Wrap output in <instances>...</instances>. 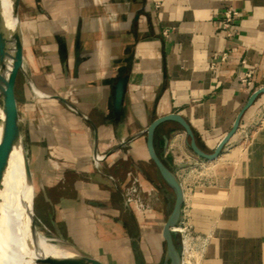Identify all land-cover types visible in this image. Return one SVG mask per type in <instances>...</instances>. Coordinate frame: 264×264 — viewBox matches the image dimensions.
<instances>
[{"label":"crops","instance_id":"obj_1","mask_svg":"<svg viewBox=\"0 0 264 264\" xmlns=\"http://www.w3.org/2000/svg\"><path fill=\"white\" fill-rule=\"evenodd\" d=\"M229 7L239 11L231 38L223 29ZM19 9L26 71L49 95L37 96L26 76L21 88L16 82L37 217L105 264H163L160 208L143 218L124 199L130 171L148 187L161 179L162 196L154 198L165 199L168 217L173 192L143 131L178 113L200 148L214 152L264 86V0H20ZM249 70L254 83L246 88L240 77ZM121 79L127 86L117 114ZM188 140L168 121L155 147L184 188L181 217L209 237L201 264H264V94L217 159L197 156ZM24 155L21 147V185L32 210Z\"/></svg>","mask_w":264,"mask_h":264},{"label":"water","instance_id":"obj_2","mask_svg":"<svg viewBox=\"0 0 264 264\" xmlns=\"http://www.w3.org/2000/svg\"><path fill=\"white\" fill-rule=\"evenodd\" d=\"M12 9H13V18L16 21V24L13 29H10L6 23L3 10V2L0 0V62H1V72H0V118L4 116V128L7 137V150L1 155V165H0V177L7 167L12 152L15 148L22 147L24 150L26 170L30 180V183L33 186L34 198L32 205V223L35 230H38L36 225V212H35V198L36 190L34 185V179L32 170L30 167V160L27 148L24 144V135L21 130L20 125V113L18 108V102L16 97V82L17 77L20 71H22L27 79L29 80L33 91L39 97H49V95L40 92L34 85L30 75L25 69V58L23 52V39L22 31L19 21V8L20 0H11ZM19 21V24H18ZM127 86V80L121 79L116 88V100H115V109L116 113H121L123 97L125 89ZM264 94V86L255 90L243 109L239 112L236 117V120L233 124L231 130L225 135V137L220 141L214 152L208 153L205 152L197 144L194 131L189 124V122L178 113H170L165 116H161L155 119L143 133L147 134V148L148 153L155 164L158 172L165 182V184L173 192L171 200L168 205V217L164 224L162 235L166 242V253L163 264H183V245L181 242V236L177 230V226L181 220L182 208L185 201V193L182 183L177 176L176 172L172 167L161 157L155 147V137L158 127L168 121L177 122L187 134L189 140L187 141L188 145L192 151L199 157L206 160H215L222 153L225 145L231 140L234 134L239 129L241 120L245 112L251 108L260 95ZM56 98L62 99L60 96H54ZM67 102V101H66ZM68 104L75 111L78 112L77 108L73 106L70 102ZM126 143V142H125ZM169 138L167 135L164 136V148L168 146ZM172 199L174 203L172 205ZM70 246H72L76 253L71 256L66 257H50L40 255L37 258L36 264H105L99 258L84 252L79 249L72 243L60 240Z\"/></svg>","mask_w":264,"mask_h":264},{"label":"bare ground","instance_id":"obj_3","mask_svg":"<svg viewBox=\"0 0 264 264\" xmlns=\"http://www.w3.org/2000/svg\"><path fill=\"white\" fill-rule=\"evenodd\" d=\"M2 2L6 23L10 29H13L16 21L13 18L12 2L11 0H2ZM7 149L4 116H2L0 165L1 155ZM20 150L21 147L14 149L2 178L0 177V264H36L40 255L50 257L74 255L76 250L72 246L64 242L53 243L50 238L34 229L32 210L29 214L21 192Z\"/></svg>","mask_w":264,"mask_h":264},{"label":"built area","instance_id":"obj_4","mask_svg":"<svg viewBox=\"0 0 264 264\" xmlns=\"http://www.w3.org/2000/svg\"><path fill=\"white\" fill-rule=\"evenodd\" d=\"M239 16V11L234 8H227L224 12L223 29L226 35L231 38L235 34V24ZM110 17L115 19V14ZM167 34V32H165ZM227 59L225 53L221 60ZM254 70H249L240 77L246 88H250L254 83ZM98 160H103L105 154H97ZM154 188L148 187L138 171L129 172V183L124 190V199L129 208L139 217H147L155 213L151 198L154 195ZM183 245V264H201L208 243L209 237L198 232L191 223L189 217H181L177 226Z\"/></svg>","mask_w":264,"mask_h":264},{"label":"rangeland","instance_id":"obj_5","mask_svg":"<svg viewBox=\"0 0 264 264\" xmlns=\"http://www.w3.org/2000/svg\"><path fill=\"white\" fill-rule=\"evenodd\" d=\"M20 10V9H19ZM23 16L21 15V13H19V21H20V26L22 25V18ZM22 29V28H21ZM25 58V57H24ZM29 64H27L28 66ZM27 67H25L26 69ZM26 78H25V74L20 71L19 74H18V77H17V87L18 88H21L23 85L26 84ZM24 144L26 146V143H25V140H24ZM160 186H164V183L161 181V179H159V186L156 185L155 183H153V188H154V195L157 194L159 196V198H161L162 196V191L160 190ZM22 192V196H23V201H24V204L27 208V211L28 213L30 214V196H29V193L28 191L26 190V194L23 192V190L21 191ZM171 193V192H170ZM173 193H171L172 195ZM154 195L153 197L151 198V204L154 206V209H155V213L152 214L154 216H156V213H157V207L160 208L159 210V216H161V223H160V226H159V229H157V234L160 238H162V229H163V226L167 220V214L165 213V199H161V200H158L156 198H154ZM161 201V202H160ZM174 203V199H172V205ZM36 212V210H35ZM151 215V216H152ZM36 225H37V228H38V231L40 233H42L43 235H45L46 237L50 238L51 239V242L53 243H63L61 240V238L53 235L50 230L44 225V223L37 217L36 215ZM164 242V241H163ZM165 244V242H164ZM42 264H46V263H42Z\"/></svg>","mask_w":264,"mask_h":264}]
</instances>
